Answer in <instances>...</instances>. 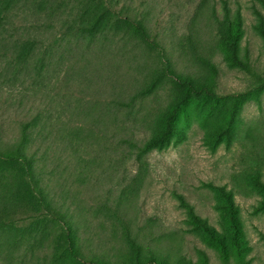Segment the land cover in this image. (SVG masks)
<instances>
[{
    "label": "rangeland",
    "instance_id": "1",
    "mask_svg": "<svg viewBox=\"0 0 264 264\" xmlns=\"http://www.w3.org/2000/svg\"><path fill=\"white\" fill-rule=\"evenodd\" d=\"M104 1L139 19L158 46L149 47L123 26L106 33L98 29L82 57L69 53L58 61V74L45 88L50 95L57 83L56 112L44 132L42 179L68 211L82 248L109 264H136V252L169 264L195 263L199 250L208 254L210 264H220L214 249L190 229L175 197L181 193L195 212L220 229L217 196L210 188L219 185L233 193L249 264H264V211L255 210L262 196L244 184L255 171L264 182V91L243 103L229 141L217 142L211 133L226 103L207 116L188 111L179 132L162 149H138L176 99L178 74L202 81L210 60L218 70L215 90L224 98L252 86V77L228 66L218 50L226 23L214 27L210 8L221 16V0ZM226 2L241 16L239 53L246 48L253 69L264 75V47L252 13L255 6L264 14L263 7L259 0ZM82 7V0L54 2L59 12L53 20V44L74 39L71 32L59 39V17L66 14L72 20ZM44 13L38 16L41 23L47 22ZM43 39L48 43V37ZM4 53L0 50V125L14 139L19 119L32 109L33 92L25 73L5 77ZM42 136L32 133L33 147ZM0 200L12 206L28 200L19 166L2 159ZM63 232L58 226L45 232L37 226L0 229V264H46Z\"/></svg>",
    "mask_w": 264,
    "mask_h": 264
},
{
    "label": "trees",
    "instance_id": "2",
    "mask_svg": "<svg viewBox=\"0 0 264 264\" xmlns=\"http://www.w3.org/2000/svg\"><path fill=\"white\" fill-rule=\"evenodd\" d=\"M56 1L0 0V50L6 53L3 56L7 58L4 75L6 77L8 72L25 73L33 92L32 109L19 119L16 137L11 139L5 136L8 131L2 129L0 125V159L19 166L28 196L26 204L17 206L5 204L0 200V229L17 230L21 227L37 226L45 232L49 228L58 226L64 231L61 242L50 251L46 264H109L99 255H93L91 249L85 252L76 237L75 224L72 225L71 221H68V211L61 207V203L55 200L54 195L55 199L52 197L50 194L52 187L42 179L46 166L43 152L44 132L48 123L53 121L52 117L56 112V99L53 95L57 94L55 91L57 83L52 95H47L45 92L48 90L45 88L47 83L58 74L61 64L58 61L69 53L72 57H82L85 48L92 47L93 35L98 29L106 33L110 29L123 26L149 47L155 48L158 44L151 39L139 19L128 16L122 9L121 12L118 11L104 0H82V9L72 20H69L66 14L61 15L59 19L63 31L59 39H63L68 32H71L74 39L67 40L66 43L64 41L62 44H53L52 40H56L52 34L55 27L53 20L57 17L55 14L59 12V10L54 11ZM259 3L264 9V0H259ZM42 10L47 16L46 23H41L38 17ZM220 11L221 16L214 7L210 8L214 27L219 29L222 22L226 23L218 43V50L228 66L242 70L252 77V86L224 98L215 90L218 70L210 60L206 62L207 76L202 81H195L188 76L178 74L177 97L161 115L152 135L141 147H138L140 151L165 147L179 132V121L188 111H196L202 116H207L217 112L226 103L227 108L211 133L212 138L217 142L229 141L233 136L237 116L243 103L264 91V75L253 69L247 49H244L242 55L239 53L240 41L244 33L239 11H232L226 0H221ZM252 13L255 18L253 29L259 35L264 47V14L255 6L252 8ZM43 36L48 37V43L45 44L46 40ZM103 42L105 40L100 43V47L104 46ZM100 47L97 49L100 50ZM113 103L120 102L113 101ZM34 132H37L38 136H43L37 139L39 143L33 147ZM244 184L261 194L262 199L257 203L255 210L264 211V182L259 172L249 173ZM210 188L217 196L221 228L216 229L208 223L195 212L193 206L181 193H176L178 206L186 213V223L214 249L220 264H249L238 207L232 191L219 185H210ZM54 193L56 194L55 191ZM130 239L136 244L135 247L139 248L135 239ZM136 264L169 263L164 258L151 253L141 256L136 252ZM185 264H210L209 256L204 250H199L197 262L187 260Z\"/></svg>",
    "mask_w": 264,
    "mask_h": 264
}]
</instances>
